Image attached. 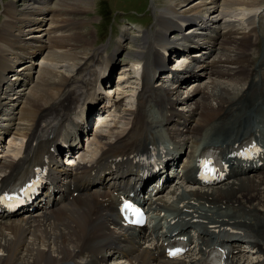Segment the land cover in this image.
I'll use <instances>...</instances> for the list:
<instances>
[{"label":"bare ground","instance_id":"1","mask_svg":"<svg viewBox=\"0 0 264 264\" xmlns=\"http://www.w3.org/2000/svg\"><path fill=\"white\" fill-rule=\"evenodd\" d=\"M46 1L41 0V6H33L31 10L30 15H42L41 20L35 21L32 18L18 20L11 16L0 33V136L9 132L12 123L18 121L15 134L27 141L21 158L1 163L0 169L5 168V170L1 175L0 191L11 184H16L29 174L52 144H56L59 150L61 143L69 141L74 136L78 130V124L74 115L72 116L69 112L86 91H94L92 101L102 100L97 93L102 90L98 74L101 77L106 70L101 69L98 74H95L96 72H92L87 67L95 66L97 60H101V56L103 59L101 51L104 49L107 51L108 46L104 48L102 46V49L97 51L93 48L95 42L89 41L86 35L90 32L86 31V34L72 32L75 27H70L71 24L77 26L81 25V22L84 24V21H79L77 17L86 14V8L92 4V0H71L85 5V11L80 10L77 13L72 10L76 6L75 3L72 9H68L70 0H59L56 9L59 16L63 18L56 21L51 18L50 30L47 33V36H50L51 45L46 46V42H43L45 46L42 44L39 47H33L29 41L32 40L33 44L40 43V39L36 37L29 40L25 36L33 37L35 34H32V30L24 34L20 25L34 24L38 28L43 27L48 16L46 13L49 12L45 5ZM186 2L187 0H168L166 6L158 8L160 10L157 11L155 9V29L145 33L142 40L139 39L142 45H138V49L128 53L127 57L140 58L144 61L145 56L154 49L160 54L159 48L175 53V50L185 43L186 48H190V44L195 43L207 46L205 49L207 51L203 53L212 51L210 57L217 55L213 61H209L210 57H207L199 68L210 75V85H207L204 91L195 89L192 95L190 94L191 103L187 104L189 108L187 114L181 113L175 108L179 102L174 97L175 89L163 85L161 90H157L150 86L145 63L142 89L137 92V106L134 110L123 112L122 119H126L128 124L126 130H121L114 135V138L101 131L98 132L96 134L97 149L93 159H90L88 163L79 164L72 170L60 168L55 154H48V159L43 160L50 166L52 186L58 191L48 194L47 201L42 200L38 208L31 206L37 208L36 211L42 210L39 217L35 215L30 219L11 220V215L0 212V264H108V260L123 264H146L147 249L141 248V242L154 236L163 241V228H165L163 221H168L167 217L171 210L177 213L175 218L177 233L173 236L171 233L166 234L167 243L178 237H186L188 230L197 231L198 222H194L193 227L183 222L184 218L189 220L186 213L194 215L193 220H206L208 224L201 234L203 242L197 256L189 255L186 260L182 261L184 257L174 261V264L202 262L208 255V249L215 243L210 237L217 239V230L222 227L229 226L246 232L250 236L255 235L253 228L264 216V167L259 168V163H264V53L257 59V65L253 66V64L259 54L260 40L264 41L261 16V10L264 11V0H222L221 2L211 0V4L210 0H203L200 2L202 5L196 8L191 7L190 10L180 11L188 5ZM202 9L205 10L199 11ZM212 10L216 11L214 14H219L214 15L218 20L208 17V13ZM11 11L13 13L14 8ZM236 12H239L236 15L242 12L244 20L236 17ZM67 14L72 17L68 19ZM185 22H197L196 27L203 26L201 31L203 35L197 36L195 33L194 36H184L181 40H159L166 37L168 32L181 29L180 24ZM33 31L41 32V29H33ZM67 32L72 33L65 35ZM39 37L42 38V36ZM122 39L126 38L123 36ZM7 44L21 53L19 51L10 53L9 50H5ZM122 46L123 41H117V48L111 53L110 60L116 57ZM217 46L219 48H216ZM43 49L48 51L43 57L44 64L38 62L41 67L36 83L29 86L32 84V68H28L24 69L26 70L24 74H17L16 81L6 83V89H1L5 85L3 83L6 73L13 70L16 64L9 56L20 59L25 53L28 56L27 59L32 61ZM98 52L100 55H97ZM133 66L138 69L136 62ZM74 67L77 76H81V79L74 82L78 86L70 88L74 75H70L69 72L70 68ZM164 67L165 60L162 57L160 63L156 64V69H164ZM76 68H79V71ZM60 69L63 71L61 72ZM137 74L140 76L141 70H138ZM180 74L183 75V79L195 77L196 69L189 65ZM127 75L128 71L124 68V76L119 79L123 81ZM82 76L85 77L82 78ZM176 78H178L177 84L181 77L176 76ZM62 86L69 94L68 99L56 98L57 90L60 92ZM125 89H127L126 84L121 85L119 90L122 92L118 94L123 97L127 95V92H124ZM151 92L163 95L165 98L167 111L164 121L170 136L174 133L182 135L194 131L197 138L205 130L216 128L210 126V123L217 122L212 121L213 119L219 117L222 121L204 138L193 141L197 148L192 147L187 152L188 147L181 144L180 148L185 152L186 158L187 154L189 155L192 165L189 167L187 183L171 189V192H174L172 202L151 201L148 204L149 210L155 216V221L152 230L148 229L141 233L137 230L129 231L121 225L115 198L108 189L118 190L123 185L138 183L140 181L138 171L142 168V161L137 162V159H141V156L158 157L161 152H164L167 153L162 156L165 161L169 159L168 157L178 159L176 150L166 151L163 148L160 137L156 134L159 127L156 126L157 122H151L147 118V105L151 104L153 99L149 96ZM114 93H117V90H114ZM162 103L163 99H160L159 107H162ZM85 106L86 104L80 106L75 114L82 112ZM118 111L116 109L114 112ZM184 121L189 122L188 128L184 125ZM252 140L262 145L259 158L250 161L232 158L233 153H237L238 149L241 151V147L251 144L247 141ZM236 145L240 146L236 147ZM93 146L95 150V142L89 150ZM213 149L219 152L223 163L229 164L227 180L219 185L220 195L223 197L219 203L228 202L229 208L236 211L235 221L209 222L214 210L221 211V209L196 211L192 201L198 198L209 204H215L217 201L213 199V194L203 192L199 196L197 192L188 189L191 184H198L200 156L207 150ZM103 170L106 173L108 189L93 190L92 188L91 191L84 192V189L94 186V183L89 181L101 175ZM94 172L96 176H93ZM130 175L131 179L128 178ZM72 187L75 188L74 191ZM75 191L80 192L78 197H74ZM176 191L178 194H175ZM51 203L53 206L50 208ZM222 240L236 242L237 247H229L230 264H264V261L253 260V262L237 244L238 238L226 234L222 236ZM259 241L264 244V234ZM255 244L259 245L258 242ZM166 248L167 246L156 247L153 256L160 255L161 250L164 253ZM257 254L264 256V249Z\"/></svg>","mask_w":264,"mask_h":264},{"label":"rangeland","instance_id":"2","mask_svg":"<svg viewBox=\"0 0 264 264\" xmlns=\"http://www.w3.org/2000/svg\"><path fill=\"white\" fill-rule=\"evenodd\" d=\"M10 1H12V0H0V10H1L2 6H4V8L6 10L9 9L8 3ZM17 1L19 3V10L18 11H21L20 7L23 6L25 4V2L28 0H17ZM67 1H69V0H67ZM189 1L190 0H187V2H189ZM191 1H190L191 4L190 5L188 4L189 6L186 8L189 9V7L196 5V3L194 4ZM195 1H197V3H200L203 0L202 1L201 0H194L193 2H195ZM42 3H44V2L42 1ZM58 3H59V0H50L49 3L46 4V6L48 8L47 10L48 11L52 10L53 13L52 12L48 13V16L46 18V23H45L46 26L42 27L43 30L41 32H35L34 33L35 35H38V36H35V35H33V37H31V35L25 36V37H28V39L29 38H36V37L38 39H40V43H34V45L36 47H39L40 45L44 44L45 42H46V46L51 45L50 38H49L50 36H47V33H48L47 30H50L51 18H53L55 21H56V19L58 20L60 18L61 19L63 18L62 16H59V12H57V9H56ZM73 3H75V5H76L75 7L73 6ZM77 4H79L80 6ZM167 4H168V0H92V4L88 7L86 6L87 8L85 11V5L84 4H81L80 2L79 3L72 2L71 0L68 2V5H69L67 7L68 9H72L74 7L72 10L76 13L80 10L86 12V14L84 13L85 15H80V17L79 16L77 17V19L79 21H84V24H83V22H81L80 23L81 25H79V26L74 25V24L70 25L71 28L72 27L76 28V29L74 28L72 32H82L85 34H86V31L90 32V33H87L86 35L89 38V41L95 42V45L93 47L95 50L99 51L102 49L101 48L102 46H103V48L108 46V50H107V53H108L111 51V48L113 47V46L110 47L111 43L118 40V39H121L123 36L122 35L123 32H128L132 35L130 37V39H132V40L129 39L130 43L127 42L124 44V46L127 48V49H125L126 50L125 55L123 54V55L116 57L115 60L111 61L108 64V68L115 67V68H113V71L111 73H115V75H116L117 70L119 69L120 72L122 71L121 76H124V68H126V70L128 71V75L126 78L124 77L125 78L124 82H126V87H127V89H125L124 92H127V95L125 96L124 101H120L121 104H120V109H118L119 111L114 113L113 118L110 122H107L105 124L102 123L103 124L102 131L106 132L107 135H108V132H107L108 126L113 125L114 121L117 120V118L119 116H122V114H124L126 112L124 110L129 109L134 103L133 93H134L135 89H132V85H135L134 80H135L136 74H135V68L133 66L134 63L130 62L131 59L134 60V57H132V58L130 57L131 58L130 59L127 57V55H128V53H131L132 51L137 50L138 45H140V44L142 45V41L140 42L139 38H138L141 36V34H140L141 31L149 32V30L150 31L153 30L152 28H154V25L156 23L155 13H154L155 9H156V11L160 10L161 8L166 6ZM40 6L41 5H39V7ZM158 8H160V9H158ZM192 8H196V7L194 6ZM184 9H185V7L183 9H180V10L182 12H184L183 11ZM187 10H185V11H187ZM8 14H9V16H10V14L12 15L11 12L8 13L6 11L3 13H0V24L1 25L3 23H5V21L7 19H9ZM236 14H239V12H236L235 15ZM240 14H242V13L240 12ZM14 16H16V14ZM70 16H71L70 14H67L68 19L72 17V16L71 17ZM39 17L40 16H36L35 19L34 18H32V19L35 21L41 20L42 18H39ZM236 17H239V16L236 15ZM17 18H23V16H19L17 14ZM20 26H22V25H20ZM22 28H21V30H22ZM34 28H36V30L41 29V28H37L36 25L34 26ZM53 29H54V27H53ZM22 32H24V31L22 30ZM72 32H67L65 35H71ZM176 32L174 31V32L170 33L172 35L171 37L177 35ZM24 34H27V33L24 32ZM170 34H168V35H170ZM135 35L138 37H135ZM39 36H42V38ZM124 37L126 38V35H124ZM65 39H67V37H65ZM133 39L137 42L133 41ZM29 43L33 44L32 40H30ZM44 46H45V44H44ZM261 47L262 46H260V48ZM44 50H46V49H44ZM104 50H103V53L106 52V50L105 51ZM45 54L46 53L43 52L40 55H42V57H43ZM98 54L100 55V52H98L97 55ZM257 57H256V59H257ZM101 58H102V56H101ZM23 62H25V61H23ZM42 63L44 64V59L42 60ZM65 64L66 63H64V65ZM178 64H179V62L176 65H178ZM20 66H23V65H19V67ZM173 67H177V66L173 65ZM24 68L27 70V65ZM39 68H40V66H38L36 68V70H34L36 77H37V75L39 76V72H40ZM60 71L62 72L63 69H60ZM114 77L111 75V79H115ZM208 85H210V84H208ZM112 86H116V83ZM190 89H191V87H189L187 89L180 90L179 93L182 96L187 92V90H190ZM115 90H117V93L122 92L119 90L118 87ZM116 99H119V98H116ZM190 103H187V104L190 105ZM123 125H124V121H122L120 126L122 127ZM127 127H128V124H127ZM95 133H96L95 131L92 133V140L94 139ZM20 138L21 137H19V136L12 135L11 137H9L8 142L13 141L15 144H12V145L17 148V147L22 145ZM86 144H87V140L84 142V145H86ZM95 145H96V148L92 152V157L95 155L94 153L96 152V149H97L96 140H95Z\"/></svg>","mask_w":264,"mask_h":264},{"label":"snow or ice","instance_id":"3","mask_svg":"<svg viewBox=\"0 0 264 264\" xmlns=\"http://www.w3.org/2000/svg\"><path fill=\"white\" fill-rule=\"evenodd\" d=\"M204 167H207V164L204 165ZM177 253L173 252L171 255L175 256Z\"/></svg>","mask_w":264,"mask_h":264}]
</instances>
